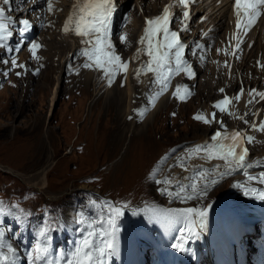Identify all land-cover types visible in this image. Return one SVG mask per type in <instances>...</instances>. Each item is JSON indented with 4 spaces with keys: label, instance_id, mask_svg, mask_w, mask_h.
I'll return each instance as SVG.
<instances>
[{
    "label": "rangeland",
    "instance_id": "obj_1",
    "mask_svg": "<svg viewBox=\"0 0 264 264\" xmlns=\"http://www.w3.org/2000/svg\"><path fill=\"white\" fill-rule=\"evenodd\" d=\"M66 1H52L53 9L51 12L47 9L48 0H45L43 6L40 7L43 10L44 24L36 30V35L33 39L37 40L40 37L39 43L41 47L37 49L35 57L29 50L30 58L27 57V53L24 54L27 47L22 52L20 51L21 53L18 56L17 64L25 65L24 68L13 67L10 62L9 64L0 63V225L5 234L9 232L14 236L16 235L18 240H28L29 238H33L34 240L38 239L37 241L43 244L45 242L50 243L56 245L60 251H66L70 245L67 239L61 233L52 235L56 231L55 224L53 223V219H55L57 224H60L74 236H77L74 242L75 248L88 235L89 231L93 229L97 233L96 236L92 237L93 244L94 246H98L101 242L99 232L101 230L109 231L107 223L109 206L120 207L126 205L123 208L124 214L122 216L130 217V219L134 220V224L151 220L155 221L156 216L153 213H150L151 220L146 214L143 215L142 211L145 203L146 205L147 203H160L155 207H164L165 204H168L166 206L172 207L167 208L168 210L184 208H195L199 210L211 205V207L207 208V219L210 220L216 229L218 225L215 224L216 221L213 219L218 218L220 214L221 217L227 218V211H231L241 220L247 221L250 224L253 223L252 221L256 222L259 219L258 215L248 212L245 209L240 211L241 207L239 206L232 207L234 201L240 200H246L249 203L248 206L256 205L258 202H264V200L258 198L260 187L264 186V183L259 181L262 180L261 177L254 182H247L253 176L251 175L253 173L251 171L255 170V168L242 169L241 171L226 170L224 172L229 174L223 175L222 178L221 174L206 175L202 174L198 169H191L187 174L188 179L186 178V181L179 180L181 175H178L179 181L175 184H170L171 178L173 177V170L175 169L177 172L184 173L189 160L193 158L192 151L194 146L200 143L190 130L192 128V117L195 118L196 112L193 106L180 109L178 104V106L175 105L176 107H169L160 112L155 118V124L160 127L158 130H155L157 128H154L153 124H147L148 128L146 127L147 129L142 132L144 133L143 136L148 138L153 135L158 143H161L162 140V144L165 146L153 144L149 140H143L137 137L138 134L130 137V121L135 119V115H129V123L125 122L123 118V107H120L119 110H113V113L118 112L121 115L118 116L119 118L109 120L106 124H103L104 127L100 132L101 140L98 141V120L93 123L94 125H91L89 122H84V118L90 108V102L93 99V91L86 90L81 85L73 84V82H76V76L85 75L90 70L92 71V68L79 67L78 60L74 57L72 62L69 63L72 65L71 73L69 72L68 75H65L59 85L56 78L59 74L60 64L67 57V50L70 49V44H68L64 36L63 26L71 13L69 9L73 1ZM119 4L121 8L118 16H126V20L117 28L119 32H124L127 41H133L141 25V18L138 21L134 18L137 13L135 0L120 2ZM40 9L37 8L36 10ZM137 17L141 16L138 15ZM16 29V27L12 29L10 26L13 35H19L18 32H14ZM215 47L210 51L209 55L203 57L204 60H201L203 68L197 75V79L200 80L201 77L203 78L201 83H196V86H200V89L203 91L205 89L212 90L211 86L213 83H215L214 85H218L221 82V78L213 79L212 82L215 81L213 83L208 80L209 75L211 76L212 73L216 75L218 72L215 71L221 70V62L225 60L221 54L215 52ZM120 49L124 51L123 47H120ZM126 52L125 60L132 55V52L129 53L128 50ZM2 57L3 59L7 58L11 61L13 58L16 59L17 55H15L16 58L5 54ZM213 64L214 70L213 68L211 70ZM49 66L52 67V71L47 74L45 70ZM5 72L8 74L4 75ZM17 72H20L21 75L17 76ZM191 79L192 77L183 75L184 84H188ZM115 81L117 84L118 81ZM114 82L112 86L115 85ZM122 85H119V87L124 90L127 85L125 83H122ZM56 88L58 89L57 99L52 105ZM169 91L170 87L167 92H163L162 97H165L167 93L169 94ZM196 92L197 90L191 96V99H194L195 105L200 104L202 101L205 104L212 101L209 100L208 102V98L200 97L201 93ZM11 98H13V104L16 106L20 102H24L25 99V103L30 105L29 109L22 115L15 112V118H8L4 110L9 107L8 102ZM173 101L179 103L185 102L183 99H178L177 96H173ZM99 105L96 108L97 113L99 112L97 115L100 116L102 114L100 116L102 117L106 114L104 109L108 108V103L104 96H101L99 99ZM154 107L155 105H151L144 112V115L142 114V118L140 119L139 114L138 121H144L149 113L153 111ZM173 113L175 115H172ZM177 119L179 120L177 121ZM228 123V126H230L232 122L230 121ZM120 132H123L124 135H122L123 137L120 140V148L118 146L115 149L111 146L110 137ZM38 133L40 134L41 140L42 138L44 139V142L42 140L45 145L44 152L34 157L32 163H22L16 155L19 148H21L18 145H24L23 140L28 142L29 137L32 139ZM174 137L175 139H173ZM14 141H17L18 144L16 143L15 145L13 143ZM112 147L113 152L111 153ZM152 148H154L153 150L158 149V151H153L150 154V149ZM249 150L250 153H253L254 148L252 147ZM92 153L93 155H91ZM153 153H156V156L152 157L151 163L146 166L150 162L149 157ZM185 155H187L186 158ZM262 160H264V157L256 158L252 162L256 164ZM127 169L128 176L125 173ZM212 171V169H208V173ZM116 173H118V177L120 176L119 178L126 181L121 186L124 188L114 186L113 178ZM147 177L149 181L150 179L153 181L151 188L152 195L149 197L146 196L141 188L140 182H138L142 178L141 183H146ZM213 179L218 181L217 185L210 183ZM158 181L159 183H157ZM193 183L198 188H203L205 184H208L207 196L194 197L191 200L174 198L172 196V202L169 199L171 196L161 194V189H167L175 193L179 191L178 184L186 186ZM83 184H86L89 189H81L80 187ZM252 189H257L255 197L251 196L253 194L251 192ZM246 190L249 191L248 195H245ZM186 191L190 194L191 188H187ZM115 195L119 198L117 202L113 199ZM15 200L17 202L13 204ZM93 201L95 203H92ZM222 205L229 206L224 209ZM162 210L166 211L165 208ZM231 212L228 213L230 217L232 216ZM99 214L100 217L98 216ZM27 215H29V218L26 217ZM187 216L190 222L196 221L195 214H189ZM169 219L176 220L174 224L177 225L176 217H170ZM160 222L158 223L162 226L163 230L166 229L165 227L168 226L166 224L167 222ZM123 223L127 224V220H124ZM89 224L92 225L91 228ZM45 229H49V231L45 235H41V232ZM207 230L214 232L210 228ZM164 231L166 232V230ZM132 233L133 226L126 232L118 231L117 235L122 237L127 234L131 235ZM150 234L154 236L155 232L150 231ZM48 235L52 237L50 240L47 238ZM142 236L147 237L144 232H142ZM165 237L167 239V236ZM176 242L178 241L176 240ZM153 247L156 248L158 246L153 245ZM169 249L171 248H168L167 252L162 251L161 253L169 255L171 258L175 253L173 255L169 254ZM116 253H119L118 247Z\"/></svg>",
    "mask_w": 264,
    "mask_h": 264
},
{
    "label": "bare ground",
    "instance_id": "obj_2",
    "mask_svg": "<svg viewBox=\"0 0 264 264\" xmlns=\"http://www.w3.org/2000/svg\"><path fill=\"white\" fill-rule=\"evenodd\" d=\"M1 1L2 0H0V2ZM14 1L17 4L18 8L16 11L11 13L10 15L15 14L16 20H19L21 18H28V14H29V18L34 19L35 23L37 24V26H36L37 29L41 28L43 26L44 16L42 13L43 10H41L40 7L43 6L45 0H33L32 3L29 0H14ZM26 1H29V2L25 3V5H22V6L19 5V4H22ZM52 1H56V0H51V3H52ZM72 1L73 2L71 5V8L69 9V12L71 10L70 14H72L74 11H78L79 7H82L84 5V3L86 2V0H72ZM127 1H129V0H119V2H127ZM169 1L170 0H135V6L137 8L136 9L137 13H136V16L134 18H136L137 21L139 20V18H141V25H140V28L138 30V33H136L137 35L135 36V39L133 41L132 40L127 41V43H121L119 41L118 37H115V38L113 37V42L115 44L117 54L120 55L121 59L123 61H126L127 65H128L127 73L122 71L116 75L115 80L118 81L117 84L115 81L114 82L115 85L110 86L108 84L107 78L104 77L103 71L97 70L94 67L92 68V71L90 70L89 73L87 72V73H85V75H78L75 77L76 82H73V84L81 85L86 90L88 89L89 91L90 90L93 91L92 92L93 99L90 102V108H89L90 112L88 110L87 115L84 118V122L85 123L89 122V123H91V125H94L93 123L96 120H98V122H99L98 141H100L101 140L100 132H101L102 128L104 127L103 124H106L107 121H109V120L119 118L118 116H120L121 114H119L118 112L113 113V110H119L120 107L121 108L123 107V112H124L123 118H124L125 122L129 123L128 122V116L129 115H133V114L135 115L134 116L135 119L130 121V123H131V127L129 129L130 137L138 134L137 137H139L143 140H149L153 144L155 143L156 145L161 146V145H164V144H162V140H161V143H158L157 139L153 135L149 136L148 138H145L143 136L144 133H142V132L148 128V126H147L148 123L153 124L154 128H157L155 130H158L160 127H158L155 124L156 116L160 112H162L163 110H165L169 107H174L175 105L178 106V104L180 106V109L183 107L187 108L188 106L189 107L193 106L195 108V111H196L195 116L199 114V115L205 116L209 120H212V111L214 109V102L216 99L223 96V93L220 91V89L225 87L227 89V92L232 97L230 112L228 114H225V115H221V113L218 112L219 113L218 116L216 117L215 120H212V123H210V124H205L203 121H202L203 122L202 123L201 121L196 120L194 117H192V120H193V121H191L192 128L190 130H191V133L193 134V136H195L196 139H198V141H200V143L197 144L196 146H194V148H193V151H192V155H193L192 157L193 158L191 160H189V162L186 166V170L184 172L185 174L183 172H177L174 169L173 170V177L171 178L170 184L171 185L175 184L179 180H185L188 177L187 174L189 173V170H191V169L192 170L198 169L201 171L202 174H206V175H210V174L218 175V174H221L222 172H224L226 170H239V171H241L242 169L246 170V169H248L247 167L230 169L228 167V164L226 161H224L223 159L216 157V156H213V158L209 159V146L216 143V142L212 141V136L215 134V132L217 130L221 131L222 133L226 132V130H224V129L228 127V125H229L228 122L231 121L232 122L231 124L233 126H235L238 122L241 124L240 125L241 127H244L245 124H248L250 119H251V115L246 120L247 123H245V121L241 120L242 116L258 100L259 96L256 95V93L263 92V89H264V15L260 19L259 23L254 27V29L248 34V36L245 39V41L243 42L241 48L236 52V56L232 60L231 54H232V51L234 48H233V45L230 43L232 41H234V38L237 34V30L235 28L236 17L234 15V6H233L234 0H197L193 6L194 17H193V21H192L193 23L191 24L192 29L190 31L184 32V38L186 40L190 41V44L193 45L194 47H195V44L197 42L204 45V47L202 49H199V52H198L199 54L197 57L193 58L192 56L189 55V57L187 59L189 64L192 66L194 73H195V70L197 72L195 73V76L192 77L191 81L188 84L183 83V75L187 76V74L185 72H181L178 77H175L171 81L169 94L167 93L168 94V95L166 94L167 96L165 95V97H162V94L164 91L159 96H156V93L160 92V85L155 82V79H156L155 74L151 73V72H147L146 68L144 67L146 65L147 61L149 60V57L147 55V52L145 51L146 45L140 43V39L142 36H144L146 17L160 13L161 10L163 9V7L165 6V4ZM61 4H62V2H61ZM1 6L6 7L8 5L1 4ZM37 8H39L40 10H36ZM22 10H24V11H22ZM138 15H140L141 17H137ZM133 21L135 22V20H133ZM10 26H11V24H10ZM177 26L179 27L180 24L178 23ZM14 32H18V29H16ZM205 33H207V35H205ZM121 34H124V32H122ZM15 36L17 38H19V35L16 34ZM64 36L67 39L68 44H70L69 45L70 49H68L70 51L68 52V50H67L68 55L66 53L67 57H65V58L63 57L64 60L60 64V69L58 68L59 74L56 77L57 81H58V85H59L60 81H62V79L64 78L65 75H68L69 72L71 73L72 65H70L69 63L72 62L74 57L76 60H78L79 67H82L85 63L88 62L87 56L81 54L82 50L85 47H87L86 44L81 42V38L77 37L74 34V32H71V31L65 32ZM36 41L39 43L40 37L37 38ZM118 47H119V50H118ZM120 47H123V50L125 52L122 51V49H120ZM214 47L216 49L215 52H217L218 54H221L225 60H224V62H221V64H222L221 70L219 69V71H215V72H218L216 75H214L213 73L211 76L209 75L208 80L212 82L213 79L221 78V82L220 83L216 82L219 84L214 85L215 83H213V82H215V81H213L212 82L213 85L211 86L212 90L209 89L210 90L209 91L208 89H205L203 91L200 89V86L199 87H197L198 85L196 86V83H198V82L201 83L203 77H201V79L198 80L197 75L200 73V71L203 68L201 60L203 59V57H205V55H209L210 51ZM127 50L129 51V53L132 52V55L129 56L127 60H125ZM28 51H29V48L27 47V49H25V51H24V54L27 53V57L30 58ZM7 52H8V50L0 48V56H2L3 54H6ZM55 61H56V59H55ZM230 65H232V68H230ZM50 66H51V64H50ZM50 66L46 67L45 72L47 74H49L52 71V69H51L52 67H50ZM213 67H214V64L212 65L211 70ZM53 69H54V67H53ZM137 70H141L139 72V75L137 74ZM213 70H214V68H213ZM229 72H231L230 77H229ZM122 83H125L127 85V87H125L124 90L119 87V85H122ZM184 86L187 87L188 92H189V94L183 99V100H185V102H180V103L174 102L173 101V96H174L173 93L176 92L178 87H180V90L183 93L184 92ZM238 87H239V89H238ZM241 87H243V93H240ZM252 89H255L256 92L253 93ZM195 90H197V92L201 93L200 97L208 98V102H209V100L210 101L212 100V101L210 103L205 104V102L202 103L203 101L201 100L202 102L200 104L195 105L194 99L193 100L191 99L192 98L191 96ZM57 92H58V89L56 88L55 95H54L53 100H52V105L54 104V102L57 99V94H58ZM238 94L240 95L239 100L236 99V96ZM101 96H104L106 102L108 103V108L104 109L106 114L102 117H100L102 114L100 116L97 115L99 112L97 113V110H96V108L98 106H100L99 105V99L101 98ZM178 99H180V98L178 97ZM249 101H252V102L249 103ZM149 104H150V106L155 105L153 111H151V113H149V115L146 117V119L144 121L139 122L138 120L140 118H142L141 117L142 114L144 115V112H146L150 108ZM261 104H263V103L261 102L260 104H258V106ZM8 105H9V107H7L4 110V111H6L5 115L8 118H15V115H16L15 112H18L19 115H22L30 107L29 104L25 103V99H24V102H20L19 105L16 106L13 104V98H11V99H9ZM136 109H138V110H136ZM139 114H140V117L138 119ZM221 116L224 119V126L223 127H221V125L218 124V120ZM161 118H163V117H161ZM178 120L179 119H177V121ZM114 128H115V125H114ZM150 128L152 129V127H150ZM176 128H178V127H176ZM123 132H124V130H123ZM123 132H120L117 135L114 134L110 137L111 138L110 143L112 144L111 146H113L115 149L121 143L120 140L123 137L122 135H124ZM173 133H175V132H173ZM251 133L254 134V136H253L254 139L251 142H247L245 144V146L248 148V150L252 147L254 148L253 153L252 152L250 153V150H249V157L247 159V163L252 164V168H255V170L251 171V172H253V173H251V175H253V176H251L250 177L251 179L249 181H247L248 183L251 181L252 182L256 181L259 177H261V173L264 172V160L259 161L256 164H253V162H252L256 158L264 157V132L252 130ZM173 139H175V137ZM42 140L44 142L43 138H42ZM42 140L40 138L39 133L34 135L32 139H30V137H29L28 142H25L23 140L24 145H22V144L18 145L21 148H19V151L16 154L17 158L20 161H22V163H26V162H28V164L32 163L34 161V157L39 155V153H43L45 150V145L42 142ZM13 143L16 145L17 141H14ZM88 143H90V142H88ZM166 143H167V141H166ZM197 146H199V148ZM113 147H112V149L110 148L111 153L113 152ZM118 148H120V146ZM153 149L154 148L150 149V154L153 151L154 152L158 151V149H155V150H153ZM100 150H102V149L100 148ZM116 151H118V150H116ZM91 155H93V153ZM154 156H156V153H153L151 155V157H149L150 162H148V164L146 166H148L149 163H151L152 157H154ZM186 156L187 155H185V158H186ZM162 160H164V159H162ZM37 162H35V163H37ZM217 165H219V168L216 167ZM254 165H255V167H254ZM157 166H159V164H157ZM128 169H129V165H128ZM128 169L125 172V173H127V176H128ZM208 169H212L213 171L208 173ZM12 172H14V171H12ZM254 172H256V173H254ZM43 173H44V171H43ZM117 174L118 173H116L114 178H113V184H114V186H118L119 188H124L121 186L124 183H126V181L119 178L120 176L118 177ZM254 174H256V175H254ZM159 175H160V173H159ZM178 175H181L179 177V180H178ZM141 179H139L138 182H140L142 190L144 191L146 196H148V197L151 196L152 195V189L151 188H152L153 181L151 179L149 181V178H148L146 183L145 182L141 183ZM247 180H248V178H247ZM259 181L262 182V180H259ZM207 182H209V181H207ZM127 185H128V182H127ZM80 188L85 189V190L89 189V187L86 184H83ZM68 191H70V189H68ZM260 191H264V186L260 187ZM71 195H72V192H71ZM251 196L255 197V193H253ZM113 199L116 202H117V200H119V198H117L116 195H115V197H113ZM169 199H171L170 201H172L173 197L171 196ZM89 204H90V200H89ZM158 204H160V203H158ZM158 204L147 203V205H146V203H145L144 204L145 206L143 205L144 207H143L142 213H143V215L146 214L150 220H151V214L150 213H153L156 216L155 219L153 217V219L155 221L167 222L166 224L168 226L165 227L166 229H164V230H166V233L168 234L171 230L175 229L177 226L176 224H174L176 220H172L169 218L170 217H176L178 220L180 213H176V212L169 213L167 211L168 210L167 208H172V207L166 206L168 204H165L164 207H155V206H158ZM224 204H226V203L224 202ZM248 204L249 203H247L246 200L234 201L232 203V205H233L232 207L239 206V207H241L240 211L245 209V210H248V212H250L251 210H253V208L248 206ZM257 204H262V202H258ZM228 206L229 205H226V206L222 205V208L226 209ZM218 207L220 208V206H218ZM154 208H161V209H155V212H153L152 210ZM164 208L166 209V211L162 210ZM257 213H259V209H258ZM198 218L199 217L197 215H195V219L197 220ZM201 229H202V234H203L204 229L207 230L208 228L202 227ZM180 238H181V236L179 237V239ZM171 249H169L170 252H168V253L173 255V253L171 252Z\"/></svg>",
    "mask_w": 264,
    "mask_h": 264
},
{
    "label": "snow or ice",
    "instance_id": "obj_3",
    "mask_svg": "<svg viewBox=\"0 0 264 264\" xmlns=\"http://www.w3.org/2000/svg\"><path fill=\"white\" fill-rule=\"evenodd\" d=\"M194 0H174L173 4L167 5L163 8L161 15L149 18L146 20V27L144 29V36L141 37L140 43L145 44V51L149 57L146 65L144 66L147 72L155 74V82L160 85V92L156 93L159 96L170 83V77L174 73L185 72L189 77H194L195 73L188 60L185 59V48L186 45L181 41L180 34L177 31L170 29V23L174 20L179 19L185 27L182 31L189 30L187 27L188 21L191 20L190 5ZM10 0H3V5H9ZM179 5L181 15H177L173 8ZM235 14L237 17L236 26L237 29L243 28L245 32L249 30L264 12V0H235L234 3ZM47 9L49 12L53 9L51 0H48ZM24 11V10H22ZM117 11V5L115 0H86L82 7H79L78 11H74L70 14L64 23V32H74L77 37L81 38V42L86 44L81 54L87 56L88 62L83 65L84 68H96L102 70L104 77L107 78L108 84L111 86L115 80L116 75L119 72H127V62L121 59V56L117 54L113 37H118L121 43H127V37L125 34H121L119 31L113 32L114 14ZM126 19V18H125ZM7 21V22H6ZM17 21L11 16L5 17V8L0 6V48H7L9 52L12 51L11 47H8L3 42L9 37L13 36V32L10 30V24L14 25ZM20 27L18 29L19 40L16 44V51H20L21 47L25 45V42L30 38L27 34L32 29L33 25L28 18H21L18 21ZM162 35L163 39H157L158 36ZM207 35V33H205ZM35 57L37 49L41 45L35 40L31 39L30 43L26 45ZM204 45L200 43L195 44V48L191 49L193 54L196 51L202 49ZM236 48H240V43H237ZM219 51V50H218ZM13 67L24 68L25 65L17 64L16 59H3L0 56V63L9 64ZM141 70H137V74ZM38 72V70H37ZM8 73L5 72L4 75ZM17 76L21 73L17 72ZM123 86V85H121ZM224 92V89H220ZM255 93L256 90L252 89ZM240 93H243V87L240 88ZM189 94L188 89L184 86V92L182 93L180 87L177 88L174 96L184 99ZM261 100H264V92L256 93ZM236 99H240V95L236 96ZM252 101H249L251 103ZM229 97L225 96L223 99L218 100L215 107L220 112L227 111L229 105ZM175 115V113H173ZM264 115V114H262ZM216 113L212 114V120H215ZM196 120H201L205 124L212 123V120L207 119L203 115H196ZM223 127V122H219ZM247 123V121H245ZM252 128L257 131L264 132V122H261L257 127L256 124L252 125ZM254 139L252 136H245L239 131H233L231 133L217 130L212 136V141L216 142L209 146V159L213 156L219 157L227 162L230 169L234 168H252V164L247 163L249 157V150L245 146V142H251ZM230 141L225 143V141ZM199 148V146H197ZM219 168V165L216 166ZM229 173H221L223 175ZM262 182H264V172L261 173ZM159 183V181L157 182ZM212 185H217L218 181L213 179L210 181ZM239 186V185H237ZM178 192L168 191L167 189H161V194L173 196L174 198H183L191 200L194 197H206L208 193V184H205L203 188H198L195 183L191 185L181 186ZM191 188L189 194L186 189ZM251 192H257V189H252ZM249 191H245V195H248ZM258 198L264 200V191H260ZM92 203H95L93 201ZM107 203V202H105ZM126 205L120 207L109 206L108 215V226L109 231L101 230L99 236L101 242L98 246H94L92 237L96 236V231L93 229L89 231L88 235L82 239L79 245L76 246L74 252L71 254V258L67 261V264H108V261L117 252V232H118V219L123 213V208ZM211 207V205H208ZM155 212V209L152 210ZM169 213L176 212L183 215L195 214L199 217L200 227L206 226V219L208 214L207 208L195 209V208H184V209H169ZM91 228L92 225L89 224ZM49 229H45L41 232V235H45ZM183 231V230H182ZM5 232L0 230V264L10 262V264H16V253L17 249L11 244H7V252H4ZM49 240L52 238L51 235L47 237ZM187 237H181L177 243L172 244V248L178 251L185 252ZM46 247L37 244L34 252H30L28 255L32 258L29 264H33L35 260L41 258V254L47 253ZM49 264H61L60 261H49Z\"/></svg>",
    "mask_w": 264,
    "mask_h": 264
}]
</instances>
